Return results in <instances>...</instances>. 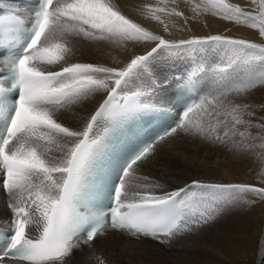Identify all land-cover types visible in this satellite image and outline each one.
<instances>
[{
    "label": "snow or ice",
    "instance_id": "1",
    "mask_svg": "<svg viewBox=\"0 0 264 264\" xmlns=\"http://www.w3.org/2000/svg\"><path fill=\"white\" fill-rule=\"evenodd\" d=\"M209 5L222 19L259 27L264 36V0L256 13L225 0H207L204 9ZM200 9L198 4L194 11ZM148 11L163 23L160 13H168V5L149 6ZM168 14L183 16L175 8ZM11 25L22 47L6 61L7 74L0 75V179L12 213L7 229L0 230L6 241L0 264L5 259L65 264L74 249L91 244L108 228L163 244L208 223L246 193L264 196V187L199 180L165 190L139 173L158 146L178 133L239 152L259 147L264 160V117L254 123L250 106L236 102L240 94L264 85V45L220 35L166 40L129 19L113 0H38L30 26L17 16L0 15V47ZM73 36L155 46L122 67L70 63L67 38ZM164 51L170 57L191 56L190 70L180 77L186 90L199 92L209 77L211 83L174 124L139 140L113 177L109 158L114 144L139 113L157 110L147 101L156 89L163 91L166 82L151 77L150 65ZM209 54L228 59L205 67L197 57ZM97 94H103L98 107L79 129L57 121V112ZM101 123L105 126L97 132ZM99 197L108 199L106 208H95Z\"/></svg>",
    "mask_w": 264,
    "mask_h": 264
},
{
    "label": "bare ground",
    "instance_id": "2",
    "mask_svg": "<svg viewBox=\"0 0 264 264\" xmlns=\"http://www.w3.org/2000/svg\"><path fill=\"white\" fill-rule=\"evenodd\" d=\"M226 2L253 13L257 12L260 5V0H256L255 5L252 0ZM113 3L129 19L166 40L179 41L194 36L220 35L264 45V36L260 34L259 27L252 28L243 21L222 19L218 9L210 5L206 10L201 7L194 11L196 5L207 4V0H113ZM164 4L168 5V13L175 8L183 16L160 13L163 23L152 19L153 13L148 11V7L155 9ZM67 40L72 49L68 57L70 63H92L106 67H122L134 55L144 54L155 46L152 42L116 43L112 40H89L79 36L68 37ZM226 58L228 57L209 54L198 57L197 60L207 67L222 65L227 61ZM177 61L192 62V58L170 57L164 51L151 63L150 70L156 74L163 73L165 67ZM174 68L176 67H172ZM251 90L258 99L253 97L256 100L250 102H256L255 107L264 110V95H259L264 93V85L257 84ZM102 96L103 94H97L88 97L79 104L57 112V121L79 129ZM244 96L245 93L237 96L236 102L246 104ZM260 117L264 116L255 114L254 123L261 122ZM257 131L253 129L254 134ZM261 151L257 147L254 152H239L230 146L178 133L158 146L157 154L139 169V173L161 183L165 190L182 187L193 180L205 183H241L259 188L264 187V160L259 155ZM8 200L9 197L0 191V220L7 217ZM97 256L105 264H264V196L246 193L237 203L224 207L208 223L172 238L165 245H158L147 239L126 237L122 232H107L98 236L91 244L74 250L65 264H99Z\"/></svg>",
    "mask_w": 264,
    "mask_h": 264
},
{
    "label": "rangeland",
    "instance_id": "3",
    "mask_svg": "<svg viewBox=\"0 0 264 264\" xmlns=\"http://www.w3.org/2000/svg\"><path fill=\"white\" fill-rule=\"evenodd\" d=\"M225 2H226V0H225ZM202 6L201 7H203L204 8V6L206 5V4H201ZM197 59H198V57H197ZM226 59H228V58H226ZM150 74H151V77L153 78V75H155L156 73L155 72H152V70H150ZM250 92H251V94H250ZM254 91H252V90H250L249 91V93L247 92V93H245V96L243 97L245 100H246V104L247 105H249L250 106V110H252L253 109V111L255 110L256 112H254L256 115H259V114H261L262 116H264V110L263 109H261V108H258V106L257 107H255V105H256V102H250L251 100L252 101H255L256 99H258V97H255L256 96V94L254 95ZM250 94V95H249ZM252 95V96H251ZM260 96H263L264 95V93L263 94H259ZM252 97V98H251ZM253 97H255L256 99L254 100V98ZM260 99H262V97H259ZM248 102H250V104H248ZM252 103V104H251ZM262 111V112H261Z\"/></svg>",
    "mask_w": 264,
    "mask_h": 264
}]
</instances>
